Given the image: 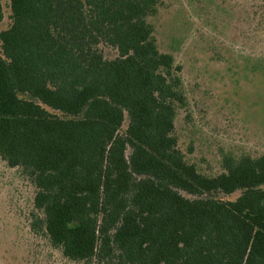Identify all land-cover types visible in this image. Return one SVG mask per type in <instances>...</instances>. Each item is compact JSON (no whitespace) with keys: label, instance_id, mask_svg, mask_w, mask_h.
<instances>
[{"label":"trees","instance_id":"1","mask_svg":"<svg viewBox=\"0 0 264 264\" xmlns=\"http://www.w3.org/2000/svg\"><path fill=\"white\" fill-rule=\"evenodd\" d=\"M5 2L0 159L34 189L28 263L264 264V153L188 158L160 0Z\"/></svg>","mask_w":264,"mask_h":264},{"label":"rangeland","instance_id":"2","mask_svg":"<svg viewBox=\"0 0 264 264\" xmlns=\"http://www.w3.org/2000/svg\"><path fill=\"white\" fill-rule=\"evenodd\" d=\"M160 2L150 20L160 50L181 66L187 100L175 130L188 158L216 173L223 156L264 153V0ZM33 193L0 159V264L34 259L27 228Z\"/></svg>","mask_w":264,"mask_h":264}]
</instances>
